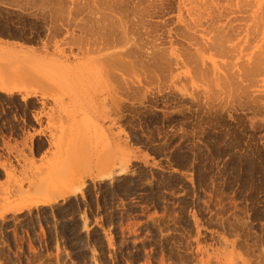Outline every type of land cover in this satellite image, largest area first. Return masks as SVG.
I'll list each match as a JSON object with an SVG mask.
<instances>
[{
    "label": "rangeland",
    "instance_id": "374dc122",
    "mask_svg": "<svg viewBox=\"0 0 264 264\" xmlns=\"http://www.w3.org/2000/svg\"><path fill=\"white\" fill-rule=\"evenodd\" d=\"M143 261L264 264V0H0V264Z\"/></svg>",
    "mask_w": 264,
    "mask_h": 264
},
{
    "label": "crops",
    "instance_id": "0c3cea01",
    "mask_svg": "<svg viewBox=\"0 0 264 264\" xmlns=\"http://www.w3.org/2000/svg\"><path fill=\"white\" fill-rule=\"evenodd\" d=\"M37 158H39V157H37ZM105 231L106 230H102L101 232H102V234H103V238L106 240V236H105ZM107 248H108V254H109V256H111L112 255V253H111V248H110V246L108 245V243H107ZM125 264H128L127 262H125ZM139 264H144V261L143 262H140Z\"/></svg>",
    "mask_w": 264,
    "mask_h": 264
}]
</instances>
